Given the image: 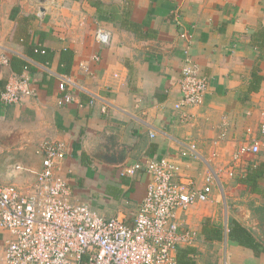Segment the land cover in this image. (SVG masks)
I'll return each instance as SVG.
<instances>
[{
	"label": "crops",
	"instance_id": "0c3cea01",
	"mask_svg": "<svg viewBox=\"0 0 264 264\" xmlns=\"http://www.w3.org/2000/svg\"><path fill=\"white\" fill-rule=\"evenodd\" d=\"M97 29L107 32L108 43L96 42ZM34 46L52 53L48 65L29 58ZM65 50L72 52L68 69L60 65ZM185 51L208 87L200 106L176 111ZM1 54L9 63L17 57L35 67L28 74L34 96L0 104L2 186L32 190L40 144L60 141L66 156L59 170L71 202L130 224L150 177H120L118 166L167 157L180 167V178L201 187L210 168L230 163L248 130L260 138L264 0H0ZM11 73L0 65V94ZM61 78L75 85L65 87L75 98L65 106L56 104ZM191 146L198 158L179 156ZM116 152H124L120 164ZM243 160L231 179L222 180V190L214 186L207 202L179 213L180 227L198 238L176 251L177 261L264 264V172L253 185L244 184L248 167L264 166V149ZM216 197L229 205L226 224L206 209ZM206 221L220 239L203 236ZM230 221L251 236L254 248L234 239ZM8 239L0 230V264Z\"/></svg>",
	"mask_w": 264,
	"mask_h": 264
},
{
	"label": "built area",
	"instance_id": "2783aa9c",
	"mask_svg": "<svg viewBox=\"0 0 264 264\" xmlns=\"http://www.w3.org/2000/svg\"><path fill=\"white\" fill-rule=\"evenodd\" d=\"M95 40L106 44L109 35L104 29H97ZM185 54L177 81L176 111L200 106L208 87V78L187 51ZM0 65L9 66L4 54L0 55ZM28 74L24 71L8 76L0 94L1 105H17L34 96ZM66 86L75 87L69 78H61L57 85L58 106L75 101ZM93 103L91 98L89 104ZM250 133L248 130L246 141L238 146L230 163L210 168L201 187L180 178V167L167 157L119 168L120 177L133 178L140 172L150 177L130 224L118 216L105 219L89 206L71 202L70 186L59 170V162L66 156L65 145L44 141L38 150L41 169L32 190L0 185V230L9 235L2 264H178L176 251L193 245L198 238L195 231L180 227L179 213L207 202L214 186L222 190V180L234 176L244 156L259 155L264 149V113L259 123L260 138ZM179 154L182 158H198L194 146Z\"/></svg>",
	"mask_w": 264,
	"mask_h": 264
},
{
	"label": "trees",
	"instance_id": "16d2710c",
	"mask_svg": "<svg viewBox=\"0 0 264 264\" xmlns=\"http://www.w3.org/2000/svg\"><path fill=\"white\" fill-rule=\"evenodd\" d=\"M71 1H77V0H71ZM29 58H31L33 61L37 62L38 64L48 65L51 62L52 59V53L43 47H31V51L29 54ZM72 62V52L70 51H62L60 56V65L65 66L66 69H68ZM10 69L14 74H21L24 71H28L30 73H33L35 71V67L32 66L31 63L22 60L17 57H13L10 60L9 63ZM122 159L115 160L117 164H120ZM119 168L123 166H118ZM117 167V168H118ZM118 168V169H119ZM264 172V166L261 167H248L246 171V179L244 181V184L246 185H253L254 181L263 174ZM230 225H232V231H236V233L233 235L234 239L238 241L242 245H246L247 247L254 248V245H252V242L254 240L251 239V236L245 232V230L238 225L234 221L229 222ZM231 232V230H230ZM202 234L203 236L208 240H218L220 239V232L218 229L215 228V225L212 224L209 221H206L202 226ZM231 234V233H230ZM179 264H193L192 261L182 262L181 257L178 258Z\"/></svg>",
	"mask_w": 264,
	"mask_h": 264
},
{
	"label": "rangeland",
	"instance_id": "374dc122",
	"mask_svg": "<svg viewBox=\"0 0 264 264\" xmlns=\"http://www.w3.org/2000/svg\"><path fill=\"white\" fill-rule=\"evenodd\" d=\"M121 153H122V155H121ZM114 155H116L118 157L117 159L119 160V159H121L120 156L124 155V152H116ZM217 194L218 193H216V196H218ZM217 198L218 197H216V199L211 198V200L208 202L211 204L207 205L206 209L212 210V212L215 211V213H216L215 217L217 218V220L219 222H223L226 224L227 223V217L229 216V212H228L229 209L227 206H229V205L224 201L223 198H220V197L218 199ZM214 203H216V204H214Z\"/></svg>",
	"mask_w": 264,
	"mask_h": 264
},
{
	"label": "water",
	"instance_id": "95a60500",
	"mask_svg": "<svg viewBox=\"0 0 264 264\" xmlns=\"http://www.w3.org/2000/svg\"><path fill=\"white\" fill-rule=\"evenodd\" d=\"M40 2H44V0H39Z\"/></svg>",
	"mask_w": 264,
	"mask_h": 264
}]
</instances>
